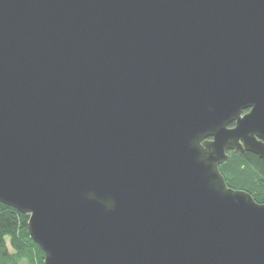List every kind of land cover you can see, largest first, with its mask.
Instances as JSON below:
<instances>
[{
  "label": "water",
  "instance_id": "1",
  "mask_svg": "<svg viewBox=\"0 0 264 264\" xmlns=\"http://www.w3.org/2000/svg\"><path fill=\"white\" fill-rule=\"evenodd\" d=\"M264 0H0V202L45 264H264Z\"/></svg>",
  "mask_w": 264,
  "mask_h": 264
},
{
  "label": "trees",
  "instance_id": "2",
  "mask_svg": "<svg viewBox=\"0 0 264 264\" xmlns=\"http://www.w3.org/2000/svg\"><path fill=\"white\" fill-rule=\"evenodd\" d=\"M228 154V160L220 166L228 186L245 190L264 203V160L247 151ZM28 220V215L0 202V264H20L23 260L45 264V253L29 234Z\"/></svg>",
  "mask_w": 264,
  "mask_h": 264
},
{
  "label": "rangeland",
  "instance_id": "3",
  "mask_svg": "<svg viewBox=\"0 0 264 264\" xmlns=\"http://www.w3.org/2000/svg\"><path fill=\"white\" fill-rule=\"evenodd\" d=\"M10 250H11V251H13L11 247H10ZM20 264H28V263H27V261H26V260H23V261H21V263H20Z\"/></svg>",
  "mask_w": 264,
  "mask_h": 264
}]
</instances>
